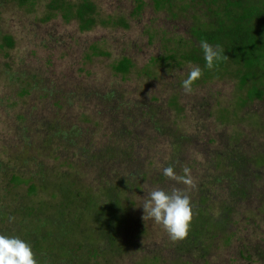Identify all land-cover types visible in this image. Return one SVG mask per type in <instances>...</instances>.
<instances>
[{
	"label": "trees",
	"instance_id": "obj_1",
	"mask_svg": "<svg viewBox=\"0 0 264 264\" xmlns=\"http://www.w3.org/2000/svg\"><path fill=\"white\" fill-rule=\"evenodd\" d=\"M13 1L31 11L41 0ZM46 1V8L37 18L39 21L48 24L62 16L68 22L77 20L82 31L91 30L99 21L129 29L134 18L148 16L142 33L149 45L159 46L158 56L151 58L150 65L139 68V60L134 59L132 48L127 45L130 53L112 61V72L125 82L134 73L139 81L143 75L152 73L172 76L176 78L173 81L176 85L166 84L176 90L171 91L167 108L162 103L153 104L159 102L158 97L153 96L151 104L141 102L136 116L122 94L98 92L96 116L82 114L81 119L75 121L77 113L71 111L72 105L67 101L62 103L60 96L64 90L58 88L59 109L63 116L71 118V127L68 121L56 127L55 122L60 117H54L46 124L53 130V143L48 141L42 154V144L23 146L22 162L24 167H29L30 176L23 178L15 174L9 180L13 193L8 191L7 194L16 207L0 209V224L7 226L3 233L19 236L31 244L39 264H124L125 256L131 264H214L211 250L220 257L237 247L236 242L240 244V254L232 252L236 260L245 259L253 264L258 259L264 263V248L260 243L249 246L245 231L247 225H253L251 230L256 232L258 222L264 221V0H134L130 17L123 14L99 19L97 0ZM201 40L224 50L223 59L214 69L205 66L199 46ZM15 44L13 35L0 30V49L4 56H9V49ZM93 50L94 54H108L98 43L93 45ZM197 66L202 76L194 83L196 88L222 80L235 81L231 104L218 111L207 109L212 105L210 101H220L221 89L219 96L205 95L193 104L187 98L185 102L179 99L184 89L182 81L190 68ZM183 71L186 74L180 77ZM29 81L22 83L21 95L30 93L28 84H36L35 79ZM121 98L124 101L120 103ZM0 103L13 107L9 100L1 99ZM188 105H194L195 112L198 111L195 108L204 109L196 119V127L201 130L207 131L206 122L213 118L223 123L242 119L240 122L253 125L257 136L233 143L222 138V133L214 135L221 144L212 149L214 156L204 161L208 166L214 164L219 172L209 176L213 177L209 183L212 187H221V204L219 207L215 202L207 205L214 195L209 189L204 190L207 183L194 190L186 189L193 207L188 235L169 242L161 252L146 253L148 245L138 237H143L150 228L147 220L139 222L137 209L133 207L137 195H143L145 183L166 191L174 189L173 179L162 174L163 168L172 165L177 176L178 173L185 176L183 169L189 168L186 157L189 148L199 141L198 136L187 130L173 129L170 121L172 116L178 121L184 118ZM103 113L110 116L112 126L109 128L99 119ZM241 113L246 116L240 118ZM214 137L211 135L210 139ZM142 140L141 148L146 141L149 146L160 144L159 141L171 144L175 148L173 157L161 165L148 159H135L133 144ZM247 146L250 149H246ZM210 153L201 154L204 157ZM33 161L38 162L34 169H45L46 177L41 176L40 170H32ZM22 183L27 184L24 194L19 188ZM187 186L184 184L178 189ZM253 196L260 200L257 205H251ZM193 199L198 200V206L193 205ZM214 208L218 209L217 215H210ZM201 235L205 238L199 243Z\"/></svg>",
	"mask_w": 264,
	"mask_h": 264
},
{
	"label": "rangeland",
	"instance_id": "obj_2",
	"mask_svg": "<svg viewBox=\"0 0 264 264\" xmlns=\"http://www.w3.org/2000/svg\"><path fill=\"white\" fill-rule=\"evenodd\" d=\"M97 1L100 8L98 19L100 16H119L123 14L130 17L135 4L134 0ZM45 3H47L46 0H41L35 10L27 11L16 5L13 0H0V30L3 33L13 35L16 43L14 48L9 49L8 57L4 56L3 50L0 49V100L2 99L4 102L9 100L13 106L9 107L8 105L7 107L0 103V209L16 207V204L10 202L7 194L8 191L13 193L11 190L13 186L9 185L11 177L15 174H19L23 178L30 176L29 167H24L25 163L22 162L24 158L21 157L23 146L26 147L33 143H37L39 146L42 144V154L48 141L53 143L51 139L53 130L46 124H50L54 117H60L55 122L56 127L58 124L64 125L67 121L68 126L71 127V118L63 116L61 109H59V98L56 96L58 88L64 90V94L60 96V99L63 100L62 103L65 104L64 101H67L69 105H72L71 111L77 113L75 121L81 119L82 114L96 116L95 110L99 101L96 96L98 92L108 93L114 91L119 96L122 94L129 102L130 111L136 116V112L139 110L137 107L141 105V102L145 101L147 105L148 103L151 104L150 99L153 96H157L159 99V102L156 101L153 104L162 103L167 108L166 102L170 100V95L176 90V88L172 87L174 84L176 85L173 82L176 78L172 76L167 77L166 75L161 76L152 73L148 76L143 75L142 80L139 81L134 73L130 80L125 82L112 72V61L120 58L124 53H130L127 45L131 46V55H134V59L139 60L137 63L139 68H143L147 64L150 65L151 58L158 56L159 46L149 45L148 39L142 33L148 16L134 18L129 29L99 21V23H95L91 30L82 31L81 25L77 20L68 22L62 16L56 17L55 20L48 24L39 21L37 18L42 15L43 10L46 8L44 7ZM95 43H98L103 51H107L108 54H94L93 45ZM184 73V71L181 72L180 77L186 74ZM34 76L36 78L31 79ZM29 79L31 81L35 79L36 84H28L31 87L30 93L21 95L22 83H26ZM167 82H173V85H167ZM220 89V101H210L212 104L210 107L206 105L208 110L218 111L219 108L229 105L230 100L232 101V90L236 89L234 80H222L218 84L207 83L204 87L203 85H199L197 88L193 86L190 93H186L183 89L179 99L185 102L187 98L193 104L205 95L209 96L211 94L210 96L213 97L212 94L215 93L216 96H219L218 91ZM123 101L121 98L118 102L121 103ZM193 106L188 105L184 118L180 117L178 121L175 116H172L170 121L173 129L187 130L189 133L197 134L199 140L189 148L188 157H186V164L189 165L188 169H190L193 185H188L184 189L181 187V189L183 191H186V189L194 190L199 188L200 184L207 183L204 190L209 189L214 194L211 200L207 202V205L215 202L219 207L221 204V187H212L209 183L213 178L209 176L216 175L219 172L214 167V164L208 166L206 163L208 158L214 156L212 149L217 148L221 144V140L215 138L214 135L222 133V138H228L235 143L236 141L239 142V140L244 141L247 138L248 140L251 138L256 139L257 133L250 123L248 125L247 122H240L242 119L237 120L234 124L219 122L218 118H213L206 122L207 126L209 125L208 130H201L196 127V119H198L199 114L204 113V109L195 108V110L198 109L195 112ZM123 108L124 110L126 109L125 106ZM3 109L8 110V112L3 113ZM116 113L119 115L121 112L118 110ZM129 116L133 115L130 114ZM244 116L246 115L243 114L240 118ZM99 119L103 126L110 127V116H107L106 113L100 115ZM199 126L201 127V124ZM215 128L218 129L215 131ZM211 135L214 137L212 140L210 139ZM142 142L143 140L140 143L133 144L134 149H136L135 159H148V161L152 160L154 164L161 165L174 155L175 148L171 144L159 141L160 144L156 143L149 146L150 143L146 141L141 148ZM246 149H250V147L247 146ZM204 151L212 153L203 157ZM32 163L30 167L33 170L34 165H38V162L33 161ZM131 169L132 167L130 166V172ZM34 170H40V168L37 167ZM40 174L43 177L47 176L45 169L40 170ZM177 177L178 179L172 182L174 189L184 185L182 180L179 179L183 178L180 173H178ZM19 188L21 193L24 194L27 184L22 183ZM143 188V195L141 197L137 195V205L135 204L133 207V210L136 211L137 209L139 222L144 219L145 215L142 207L143 201L148 198L150 191L157 189L156 187L147 186L146 183L143 184ZM95 191L98 192L96 189ZM37 197L39 198V196ZM251 198L253 199L251 205H257L258 201H260L255 196ZM192 202L194 206L199 204L198 200L195 199ZM217 212V208L211 209L210 215H217ZM144 220H147L150 230L143 237L139 236L138 238L141 240L140 242L148 245L149 249L146 250V253L161 252V249L169 242L174 241L162 225L155 223L151 218L146 217ZM139 222L138 225H140ZM131 225L133 226V223ZM6 227L0 224V232L3 233ZM242 228H244V223ZM253 228V225H247V230H245L248 242H250L249 246L260 243L262 248H264V221L258 222L256 232L251 230ZM88 229L90 230V226H88ZM205 235L207 236L206 232ZM204 238L203 236L198 239V242L201 243ZM236 243L237 247L235 246L234 249L227 253H222L220 257L211 250V261L214 264H242L246 261L245 259L236 260L235 256L232 255V252L237 253L236 255L240 254L238 250L240 244L239 242ZM75 260L77 259L75 258ZM123 260L124 262L122 263L131 264L128 256H125ZM245 264L252 263L246 261ZM253 264L264 263L263 260L257 259Z\"/></svg>",
	"mask_w": 264,
	"mask_h": 264
},
{
	"label": "clouds",
	"instance_id": "obj_3",
	"mask_svg": "<svg viewBox=\"0 0 264 264\" xmlns=\"http://www.w3.org/2000/svg\"><path fill=\"white\" fill-rule=\"evenodd\" d=\"M200 48L203 52L205 66L214 69L224 57V50L219 45H212L207 40H201ZM202 76L200 67H191L187 77L182 81L186 93L192 91L194 83ZM185 176L179 178L186 185L192 186L193 180L190 169H183ZM162 174L169 179L178 177L172 165L163 168ZM144 219L151 218L162 225L172 240L183 239L188 235L193 219V207L189 195L180 189L166 191L154 189L148 193L143 201ZM0 264H39L31 244L19 236L7 235L0 232Z\"/></svg>",
	"mask_w": 264,
	"mask_h": 264
}]
</instances>
